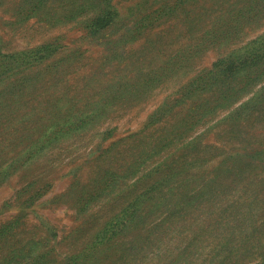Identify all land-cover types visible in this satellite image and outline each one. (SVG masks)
<instances>
[{
  "label": "rangeland",
  "instance_id": "obj_1",
  "mask_svg": "<svg viewBox=\"0 0 264 264\" xmlns=\"http://www.w3.org/2000/svg\"><path fill=\"white\" fill-rule=\"evenodd\" d=\"M97 11L0 0V55L57 49L29 80L0 74V170L13 167L0 177V264H67L135 207L120 235L130 259L103 251L104 264H264V54L241 49L264 33V10L219 44L184 34L178 11L117 47L119 35H88ZM189 42L190 63L163 64ZM238 49L260 57L219 63ZM17 143L40 150L15 162Z\"/></svg>",
  "mask_w": 264,
  "mask_h": 264
},
{
  "label": "trees",
  "instance_id": "obj_2",
  "mask_svg": "<svg viewBox=\"0 0 264 264\" xmlns=\"http://www.w3.org/2000/svg\"><path fill=\"white\" fill-rule=\"evenodd\" d=\"M94 1L98 11L96 16L86 24L85 29L87 30L88 35L93 37L100 35H119L115 41L108 42V44L114 45L113 47H117V44L124 43V37L127 36V34H131L130 36L135 38L140 35V33H146L151 29H154L156 25H159L170 18H178V15L180 14L178 11L183 14L180 16H183L182 24L184 26L182 31L184 34L187 35V31L190 32L193 28H199L201 31V37L203 38L201 43L202 46L219 44L230 36L241 32L244 27L251 25L254 22L252 19L253 16L251 15L259 14L264 10V0ZM186 24L191 28L188 26V29H186ZM155 40V43L159 42L161 36L156 37ZM53 46L54 43H48L34 50L10 55L1 54L0 74H7L8 78L14 76L18 79L29 80L28 77L32 76L31 73L57 51ZM241 49H244L246 52L258 51L259 53L264 54V33L248 41L241 47ZM193 50L196 51L195 45H192L191 42L185 43L173 56L165 57L163 64L173 65L170 68L175 66L184 67L193 60V55L195 53ZM237 51H239V49L231 51L228 55L223 56L219 59V63H227L224 67L231 68L244 61V65L242 66H245L247 60L252 62L254 58L260 57L259 53H254L251 54V56L242 59L244 53H242L241 50L239 52ZM167 55L169 54H166L165 56ZM121 60H125V57ZM210 72L211 70H208V74ZM166 75L167 73L163 77ZM156 80V76L146 77L144 86L150 89L153 86V82ZM131 83H134L133 79L131 80ZM129 87L130 84L127 82L120 86L121 91H125ZM133 87L134 85H131V88ZM110 89L113 90L112 87ZM98 99L99 100L93 103V105H97L98 108H102L108 103V98L105 96ZM117 99L123 101L127 98L120 95L117 96ZM60 114H63V112L60 111ZM94 116H96V113ZM97 116H100V114L98 113ZM51 133L54 134L55 131ZM27 146L28 144L25 146L23 143H17L12 147L18 150H14V154L18 156L15 162H19L21 158L35 154L40 150L39 148L36 149L33 147L27 148ZM2 152H4V149L0 147V154ZM10 169H13L11 165L3 167L0 170V177L3 173L9 172ZM137 212L138 208L135 207L131 213H124L122 218H120L122 221H120L117 228L103 230V234L101 236L97 235L95 242L90 247L86 246L85 249L75 257L73 256L69 259L67 264H104L101 259V253L107 251V255L110 258L112 256L115 257L116 250L121 252V259H123L122 262H126V259H130V251H133L134 248L126 247L122 241V236L120 237V235L125 229L130 227V225L134 224ZM138 246V249L145 248L143 243H139ZM131 260L133 261L134 258H131ZM134 261H136V259Z\"/></svg>",
  "mask_w": 264,
  "mask_h": 264
}]
</instances>
